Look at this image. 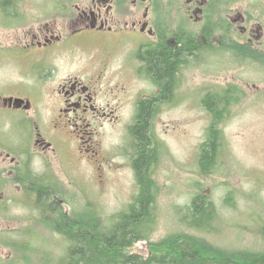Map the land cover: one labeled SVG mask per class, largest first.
I'll use <instances>...</instances> for the list:
<instances>
[{"label":"rangeland","instance_id":"rangeland-1","mask_svg":"<svg viewBox=\"0 0 264 264\" xmlns=\"http://www.w3.org/2000/svg\"><path fill=\"white\" fill-rule=\"evenodd\" d=\"M49 1L21 0L20 6L9 9L11 6L4 8L0 0V96L4 95L6 84L22 80L21 74L8 65L3 56L18 50L15 47L20 45L18 38L23 41L25 34L39 28L42 18L37 12L38 3L47 5ZM220 7L219 17L223 18L226 14ZM230 9L234 17L236 14L262 17L259 21L264 25V0H233ZM22 11L27 14V22L26 16L21 19ZM259 21L249 20L253 27ZM242 26L241 22H234L235 34L231 41L226 38L213 45L219 49L216 54L187 59L176 75L171 100L157 107L152 123L156 148L152 164V178L157 186L156 224L146 240L130 247V254L146 259L150 255V244L157 246L161 241L179 239L183 234L202 237L220 252H264V237L257 230V226L264 224V46L244 48L239 42L246 39ZM79 46L80 55L92 49L86 44ZM66 54L70 55L69 51ZM114 56L105 72L107 81L111 80L105 87L111 88L106 93L112 104V117L93 127L99 132L96 142L102 144L99 156L84 152L82 144L78 147L58 145L57 152L46 156L34 152L32 157L30 154L20 156L17 150L23 146L24 134L17 126L16 113L0 108V264L59 261L65 254L68 247L65 238L51 230L49 223L43 224L42 221H48L38 213L35 199L31 198V192L38 189L39 183L55 190L57 195L53 198L60 201L72 222L80 224V217L87 222L88 212H91L97 221L112 225L137 195L131 160L136 148L132 128L140 123L137 107L147 95L156 93V88L135 74L139 69L145 70L137 48L127 44L125 50L117 51ZM58 64L63 75L75 74L84 65L79 59L76 62L63 59ZM230 86L235 88L238 99L230 102V112L220 127L222 163L214 174L206 175L200 172L198 158L211 117L202 101L208 94ZM11 87L16 90L14 85ZM39 104L41 114L45 113L46 117L52 114L47 101ZM113 117L119 119L110 122ZM9 152L12 156L17 153L22 162L29 156L25 159L27 168L21 171V179H8L6 153ZM230 192L232 195L228 197ZM199 194L206 196L217 213L215 226L206 233L191 228L184 218L192 199ZM234 256L226 259L227 264L244 263L242 258ZM204 259L208 264H215L213 259ZM255 259L258 262L261 256Z\"/></svg>","mask_w":264,"mask_h":264},{"label":"flooded vegetation","instance_id":"flooded-vegetation-1","mask_svg":"<svg viewBox=\"0 0 264 264\" xmlns=\"http://www.w3.org/2000/svg\"><path fill=\"white\" fill-rule=\"evenodd\" d=\"M20 1L11 0L7 4L1 0L4 8L11 6L9 9L20 6ZM232 1L50 0L47 5L38 3L40 7L37 12L42 18L38 23L39 28L25 34L23 41L18 38L20 45L15 46L18 50L14 49L3 56L8 65L22 76V80L6 84L4 95L0 96V108L16 113L17 126L24 134L23 146L17 150L18 154H30L32 157L34 152L46 156L57 152L58 145L69 147L74 144L78 147L82 144L84 152L91 156L100 155L102 144L96 142L99 132L93 127L99 121L112 117L113 113L106 93L111 88L105 87L110 85L111 80L107 81L105 72L112 57L117 51L125 50L127 44L137 48L138 57L145 68L144 71H135V74L156 88V93L147 95L146 100L162 92L148 73L150 59L156 55H168L174 49L183 53L190 43L202 45L203 48L187 59L216 54L219 49L213 45L226 38L231 41L232 34H235L232 28L234 22L243 25L241 30L246 39L237 41L242 42L244 48L259 49L264 46V25L259 21L262 17L246 14H236L234 17L230 9ZM218 7L226 14L223 18L219 17ZM24 16L27 22V14L22 11L21 19ZM249 20L259 22L253 27ZM80 44L92 49L83 51L86 55H80ZM68 51L70 55L66 54ZM63 59H67V62L79 59L84 65L75 74L63 75V72H59L61 67L58 64ZM184 64L180 62L176 75ZM12 85L16 90L12 89ZM17 100L21 101L20 105L16 104ZM43 101H47L52 108V114L48 117L45 113L41 114V109L37 107ZM114 118L110 122L119 119ZM13 125L16 126V122ZM28 146L30 149L26 148ZM12 155L6 153L9 159V162L6 160L8 179L18 180L23 176L20 175L21 171L27 168L25 159L28 160L29 156L22 162L20 157Z\"/></svg>","mask_w":264,"mask_h":264},{"label":"trees","instance_id":"trees-1","mask_svg":"<svg viewBox=\"0 0 264 264\" xmlns=\"http://www.w3.org/2000/svg\"><path fill=\"white\" fill-rule=\"evenodd\" d=\"M3 1L7 4L11 2V0ZM202 48V45L190 43L183 53L182 50L174 49L168 55H156L150 59L151 66L148 73L162 92L151 100L141 101L138 106L137 119L140 123L132 128L136 147L132 165L136 173L138 193L127 211L118 214L112 225L97 221L91 212H88L90 217L87 222L82 217H80L82 224L72 222L60 201L53 198L57 195L55 190L39 183L38 189L33 190L34 192L30 191L31 198L35 199L38 213L48 221L46 223L42 221L43 224L49 223L48 227L63 236L68 245L63 258L59 261L48 262L46 259L41 260L39 264H208L204 258L213 259L215 264H227L226 259H233L234 255L242 258L245 264H264V252L260 254L251 252L243 254L227 250L220 252L214 246H210L204 238L197 239L186 236L187 234H183L179 239L161 241L157 246L150 244V255L146 259L141 255L128 252L134 243L146 240L154 231L156 224L157 186L152 178L156 148L152 136V123L157 107L171 100L180 62L186 63L190 55L198 54ZM234 89L230 86L215 94L210 93L202 101V106L211 117L206 131L207 137L201 145L198 158L200 172L203 174H214L222 163L220 156L223 151V132L220 127L230 112V102L232 99H238ZM30 182H34L33 179ZM231 195L232 192L228 194V197ZM216 215L212 205L207 202L206 196L199 194L192 199L184 218L191 228L206 233V230L209 231L215 226ZM257 230L264 237V224L257 226ZM208 253L217 255L209 257ZM258 255L261 259L255 262V257Z\"/></svg>","mask_w":264,"mask_h":264},{"label":"water","instance_id":"water-1","mask_svg":"<svg viewBox=\"0 0 264 264\" xmlns=\"http://www.w3.org/2000/svg\"><path fill=\"white\" fill-rule=\"evenodd\" d=\"M20 103H21L20 100H17V101H16V104H17V105H20Z\"/></svg>","mask_w":264,"mask_h":264}]
</instances>
